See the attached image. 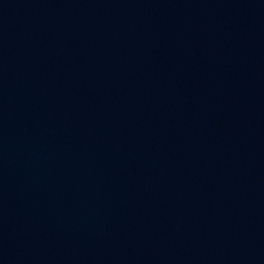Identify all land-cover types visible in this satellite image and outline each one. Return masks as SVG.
Segmentation results:
<instances>
[{"label": "water", "instance_id": "1", "mask_svg": "<svg viewBox=\"0 0 264 264\" xmlns=\"http://www.w3.org/2000/svg\"><path fill=\"white\" fill-rule=\"evenodd\" d=\"M0 264H264V11L0 0Z\"/></svg>", "mask_w": 264, "mask_h": 264}]
</instances>
